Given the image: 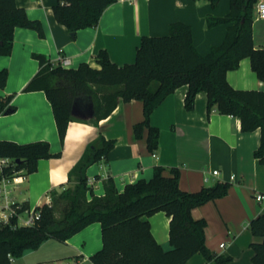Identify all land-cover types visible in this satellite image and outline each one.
<instances>
[{"label":"crops","instance_id":"0c3cea01","mask_svg":"<svg viewBox=\"0 0 264 264\" xmlns=\"http://www.w3.org/2000/svg\"><path fill=\"white\" fill-rule=\"evenodd\" d=\"M32 19H39L44 36L31 28L17 27L12 52L0 55V69L9 75L0 96L13 95L16 109L0 114V139L28 143L38 140L50 142L58 157L41 158L36 171L10 179L5 189L16 202L37 206L51 199L56 190L73 186L69 172L85 152L86 147L101 136L114 140V147L101 160L87 169L88 186L93 194H105L106 180L113 178L122 191L126 184L153 177L154 167H178L180 187L197 191L218 181H229L227 195L210 200L192 209L195 219L206 220V245L211 252L230 257L223 264H251L254 255L250 221L264 212V162L254 155L260 144L261 130L243 132L241 120L216 109L208 111L207 94L196 95L195 106H185L187 85L170 93L151 114V123L160 129L159 146L153 156L147 147L146 136L137 139L134 125L144 118L143 102L118 99L116 108L98 122L93 115L74 114L69 123L64 143L61 142L52 105L43 90L24 91L25 86L39 71L35 53L44 54L54 64L68 58L77 68L86 62L99 67L96 60L101 49L122 66L135 61L143 36L166 35L173 22L189 24L194 45L206 55L213 46L220 45L226 36L227 25L208 27L209 14L224 16L230 11V0H221L213 7L210 0H116L110 4L94 27H84L72 33L57 21L53 7L57 0H16ZM253 41L256 48L264 47V19L253 21ZM229 83L237 89L263 90L264 79L257 77L249 57L241 60L237 69L226 74ZM213 170H219L214 176ZM23 172V171H22ZM235 175L232 181L231 176ZM205 178H208L206 181ZM92 198V193L87 195ZM156 240L169 248L170 220L159 211L149 218ZM47 240L38 249L27 250L13 260L16 264H94L90 256L102 248V227L92 222L71 236L60 246L54 244L51 252H44ZM224 243L223 246L221 244ZM53 247V246H51ZM44 252V253H43ZM185 264H220L216 258L208 259L196 253Z\"/></svg>","mask_w":264,"mask_h":264},{"label":"trees","instance_id":"16d2710c","mask_svg":"<svg viewBox=\"0 0 264 264\" xmlns=\"http://www.w3.org/2000/svg\"><path fill=\"white\" fill-rule=\"evenodd\" d=\"M116 0H57L54 16L72 33L98 24L102 13ZM221 0H210L218 6ZM259 0H230V11L224 16L209 14L208 27L227 25L224 41L202 55L194 45L192 27L177 21L166 35L143 36L135 61L122 66L101 49L96 57L99 67L83 62L77 68L54 64L47 56L35 53L40 69L24 91L43 90L50 101L64 143L74 114L93 115L98 122L117 106L118 99L143 102L144 118L134 125L137 139L147 132L151 152L159 146L160 129L151 123L156 107L177 88L187 85L185 106L192 110L196 95L207 94V109L230 114L241 120L243 132L261 130L260 144L254 155L264 162V91L237 89L227 80V71L237 69L249 57L257 77L264 79V47L253 41V21ZM17 27L36 30L41 37L44 28L39 19H32L16 0H0V55L12 52ZM8 69H0V87L7 83ZM13 95L0 96V114L16 109ZM114 140L100 137L89 144L82 157L69 172L74 185L65 187L51 202L36 208L41 217L34 225L13 227L0 223V264H16L14 259L27 250L38 249L49 239L66 242L92 222H100L103 246L90 256L94 264H185L196 253L216 258L220 264L230 257L217 255L206 245V220L195 219L192 209L210 200L227 195L229 181H218L197 191L180 187L178 167H154L153 177L141 178L119 191L109 177L102 196L93 194L88 186V167L106 157ZM0 156L11 159L3 168V178L25 175L37 170L41 158L58 157L46 140L18 143L0 139ZM23 171V172H22ZM92 193L89 200L87 195ZM62 203L57 214V206ZM20 211L29 206L26 202ZM159 211L171 217L169 248L154 237L149 217ZM254 236L251 264H264V212L250 221Z\"/></svg>","mask_w":264,"mask_h":264},{"label":"built area","instance_id":"2783aa9c","mask_svg":"<svg viewBox=\"0 0 264 264\" xmlns=\"http://www.w3.org/2000/svg\"><path fill=\"white\" fill-rule=\"evenodd\" d=\"M256 17L264 19V0H259L256 4ZM63 67H68L70 65V60L68 58H60L56 63ZM153 156L156 157V153L153 152ZM11 163V159L7 157L0 156V174L3 172V168ZM219 170H213L212 174L214 176L219 175ZM235 179V175L231 176V180ZM13 181L18 182L19 176H14ZM207 181L208 178H205ZM10 181L8 178H3L0 182V223L10 224L13 227L22 225H34L41 217V211L36 208V206H29L27 209L20 211L21 205H14L13 201L5 189L6 184ZM256 198L258 200H264V194L258 193ZM48 203L51 200L48 198ZM24 214H27L26 216ZM224 243L221 244L223 246ZM69 264V263H66Z\"/></svg>","mask_w":264,"mask_h":264},{"label":"rangeland","instance_id":"374dc122","mask_svg":"<svg viewBox=\"0 0 264 264\" xmlns=\"http://www.w3.org/2000/svg\"><path fill=\"white\" fill-rule=\"evenodd\" d=\"M63 189H61V190H56V191H54L53 193H52V195H51V199L52 198H56L57 196H59V194L61 193V191H62ZM62 206V203H59V205L57 206V214H59L60 212H59V208ZM25 216L27 215V214H24ZM54 244H56L57 246H60V244H61V242L60 241H58V240H56V239H49V242L46 244V248L47 249H45L44 248V252L46 253V252H51L52 250H53V248H54ZM51 246H53V247H51ZM43 252V253H44ZM31 255L30 254H28V255H23V258L25 259V260H29Z\"/></svg>","mask_w":264,"mask_h":264}]
</instances>
